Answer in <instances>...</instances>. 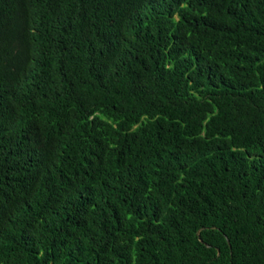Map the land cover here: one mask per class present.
I'll return each mask as SVG.
<instances>
[{"label": "trees", "instance_id": "trees-1", "mask_svg": "<svg viewBox=\"0 0 264 264\" xmlns=\"http://www.w3.org/2000/svg\"><path fill=\"white\" fill-rule=\"evenodd\" d=\"M0 264H264V0H0Z\"/></svg>", "mask_w": 264, "mask_h": 264}]
</instances>
